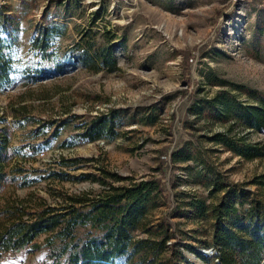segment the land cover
Returning <instances> with one entry per match:
<instances>
[{"label":"rangeland","instance_id":"1","mask_svg":"<svg viewBox=\"0 0 264 264\" xmlns=\"http://www.w3.org/2000/svg\"><path fill=\"white\" fill-rule=\"evenodd\" d=\"M0 15L15 70L0 87V134L15 152L4 168L0 225L14 207L63 211L71 196L129 182L110 172L156 178L162 195L152 217L171 222L170 240L195 264H207L181 246H203L209 236V222L187 203L216 200L215 180L256 190L252 180L264 173V157L236 155L212 138L229 126L230 135L262 145L264 132L218 119L208 104L221 89L246 100L233 84L264 91V0H0ZM84 42L91 51L111 47L117 68L74 59L71 46ZM47 66L54 69L43 74ZM98 119L104 133L83 135ZM81 174L91 177L74 178ZM45 235L35 237L38 249L0 252V261L39 264Z\"/></svg>","mask_w":264,"mask_h":264},{"label":"trees","instance_id":"2","mask_svg":"<svg viewBox=\"0 0 264 264\" xmlns=\"http://www.w3.org/2000/svg\"><path fill=\"white\" fill-rule=\"evenodd\" d=\"M3 21L0 15V87L11 79L15 71L2 36L5 32ZM85 42L78 49L74 44L71 46L74 59L95 70L104 67L112 71L117 68L111 47L103 44L91 51L92 44ZM53 69L54 66H47L43 74ZM233 89L247 99L241 100L232 91L221 89L219 96L208 102L213 115L223 121L232 120L243 127L264 132V91L245 84H233ZM217 99L220 109L215 107ZM32 121L29 117L26 123ZM95 126L97 129L87 128L93 133L85 130L83 135H89L90 139L102 135L105 121L98 119L91 128ZM229 131L227 126L212 138L236 155L248 159L264 157V144L232 136ZM55 134L56 130L52 135ZM4 135L0 134V190L3 183L9 181L4 168L15 156L8 145V137ZM53 174L62 180L73 178L65 173ZM109 175L115 180L129 179V182L109 184L93 196H71L72 201L61 207L63 211L54 206L34 211L20 207L10 209L8 221L0 225V252H16L27 246L36 250L39 245L35 237L45 233L43 246L47 250L39 264H195L176 241L170 240L172 223L164 217L156 221L152 217L162 195L160 179L135 180L111 172ZM87 177L91 174L74 178ZM252 182L258 190L239 184L232 189L215 180L210 193L222 191L216 200L206 202L203 198H194L188 202L195 216L205 217L209 222V236L200 240L203 246L194 248L186 242L181 246L208 260L207 264H264V173L256 175ZM202 250H211L212 253Z\"/></svg>","mask_w":264,"mask_h":264},{"label":"built area","instance_id":"3","mask_svg":"<svg viewBox=\"0 0 264 264\" xmlns=\"http://www.w3.org/2000/svg\"><path fill=\"white\" fill-rule=\"evenodd\" d=\"M100 141H102V140H100ZM50 149H51V151L56 152L58 155L64 153V149L61 148V147L50 148ZM50 149H49V150H50ZM45 152H47V151H45V150L39 151V154H40L44 159L47 157V155L45 154ZM209 251H210L209 254H211L212 251H211V250H209ZM207 253H208V251H207Z\"/></svg>","mask_w":264,"mask_h":264},{"label":"water","instance_id":"4","mask_svg":"<svg viewBox=\"0 0 264 264\" xmlns=\"http://www.w3.org/2000/svg\"><path fill=\"white\" fill-rule=\"evenodd\" d=\"M203 252H205V253H207V250L205 251V250H202Z\"/></svg>","mask_w":264,"mask_h":264},{"label":"bare ground","instance_id":"5","mask_svg":"<svg viewBox=\"0 0 264 264\" xmlns=\"http://www.w3.org/2000/svg\"><path fill=\"white\" fill-rule=\"evenodd\" d=\"M208 251V253L210 252L209 250H207Z\"/></svg>","mask_w":264,"mask_h":264}]
</instances>
